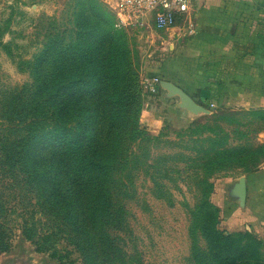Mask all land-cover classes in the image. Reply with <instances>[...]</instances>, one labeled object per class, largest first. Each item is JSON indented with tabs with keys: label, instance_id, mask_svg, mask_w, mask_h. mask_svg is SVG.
<instances>
[{
	"label": "trees",
	"instance_id": "trees-1",
	"mask_svg": "<svg viewBox=\"0 0 264 264\" xmlns=\"http://www.w3.org/2000/svg\"><path fill=\"white\" fill-rule=\"evenodd\" d=\"M74 1L73 24L60 27L50 18L42 47L30 59L4 41L11 19L0 22V49L18 57L17 68L29 77L0 88V123L6 126L0 169L12 182L4 186L0 180V189L28 188L48 213L46 233H38L31 219L20 227L37 252L63 260L60 239L70 238L84 264H128L117 236L126 224L128 229L124 198L134 192L146 143L158 137L140 123L144 90L126 29L116 27L102 0ZM252 112L264 120V110ZM211 141L210 149H201L211 166L235 164L250 173L264 163V143L232 147ZM209 177L200 179L202 195L193 212L194 228L206 242L205 249L194 246L195 257L201 264H264L262 239L220 228ZM14 208L0 202V254L13 245V222L4 217Z\"/></svg>",
	"mask_w": 264,
	"mask_h": 264
},
{
	"label": "rangeland",
	"instance_id": "rangeland-1",
	"mask_svg": "<svg viewBox=\"0 0 264 264\" xmlns=\"http://www.w3.org/2000/svg\"><path fill=\"white\" fill-rule=\"evenodd\" d=\"M110 6L117 21L116 12ZM191 7L211 8L209 11H216V14L210 18L218 22L225 12L223 10H228L227 19L232 23L264 27V0H195ZM74 11V0H0V22L11 19V32L6 34L4 41L12 43L16 55L30 59L42 47L47 29L51 27L49 19L54 17L60 27L71 26ZM196 28L193 17H181L174 29L166 31H157L151 25L125 28L140 86L143 87L146 76L169 78L176 74L175 66L180 59L185 62L181 66H185L186 72L189 67L192 70V66L198 69L196 64L190 65L187 60L188 47L207 42L202 40L201 43L196 38ZM17 58H10L0 49V88L21 85L29 79L26 72L17 68ZM184 74L181 75L185 81ZM162 91L156 94L143 92L140 123L149 135L158 139L146 143L147 148L142 151L145 164L135 178L134 192L124 198L128 229L126 224L123 230H118L117 236L121 237L128 264H201L194 255V246L205 249L206 242L194 228L193 212L202 195V175L210 174L209 180L214 185L213 201L215 192L225 193L229 184L249 173L235 164L211 166L201 159L205 156L201 149H210L213 145L211 139L215 138L219 142L226 140L232 147L258 146L264 143V120L253 114V110H226L212 107L200 99L199 102L207 106L211 114L190 115L178 108L179 100L166 99ZM5 127L0 123V137L6 136ZM217 133H220L218 137L215 136ZM1 172L2 169V184L10 186L9 175ZM0 195L1 203L16 209L4 217L13 222V245L9 251L0 254V264H84L83 256L70 238L60 239L59 247L63 255H67L63 260L49 252H37L30 241L23 239L20 227L25 219L36 222L40 234L46 233L51 223L48 213L42 205H36L35 194L28 188L2 186Z\"/></svg>",
	"mask_w": 264,
	"mask_h": 264
},
{
	"label": "crops",
	"instance_id": "crops-1",
	"mask_svg": "<svg viewBox=\"0 0 264 264\" xmlns=\"http://www.w3.org/2000/svg\"><path fill=\"white\" fill-rule=\"evenodd\" d=\"M192 1L195 0H190L189 10L182 15V19L193 17L197 26L196 38L201 43L202 40L207 41L198 47H188L187 60L190 65L196 64L198 69L192 66V70L189 67L186 72L185 66H181L185 62L180 59L175 66L176 74H171L169 78L160 77L161 81L175 83L197 102L201 100L226 110H264V27L232 23L227 19L228 10H223L225 12L218 22L210 18L216 11L192 8ZM104 2L112 5V10L117 5V0ZM182 73H185L188 83H185ZM162 92L166 99L179 100L178 97L169 98L165 90ZM241 177H245L247 182L245 205H241L233 193ZM228 186L225 193L215 192L212 197L221 210L222 228L227 231H250L264 241V163Z\"/></svg>",
	"mask_w": 264,
	"mask_h": 264
},
{
	"label": "built area",
	"instance_id": "built-area-1",
	"mask_svg": "<svg viewBox=\"0 0 264 264\" xmlns=\"http://www.w3.org/2000/svg\"><path fill=\"white\" fill-rule=\"evenodd\" d=\"M189 4L190 0H117L116 27L151 25L157 31H166L176 26L189 10ZM160 83L161 78L154 76H146L142 81L144 91L150 94L161 91Z\"/></svg>",
	"mask_w": 264,
	"mask_h": 264
},
{
	"label": "water",
	"instance_id": "water-1",
	"mask_svg": "<svg viewBox=\"0 0 264 264\" xmlns=\"http://www.w3.org/2000/svg\"><path fill=\"white\" fill-rule=\"evenodd\" d=\"M163 90L167 91L169 98L178 97L179 103L178 107L182 109L185 113L190 115H209L211 110L202 103L197 102L189 93H187L183 88L176 85L175 83L163 80L160 83ZM234 195L239 199L241 205H245L247 198V182L245 177H241L234 187ZM16 264H22L17 262Z\"/></svg>",
	"mask_w": 264,
	"mask_h": 264
}]
</instances>
